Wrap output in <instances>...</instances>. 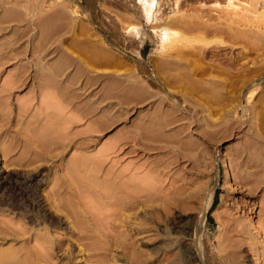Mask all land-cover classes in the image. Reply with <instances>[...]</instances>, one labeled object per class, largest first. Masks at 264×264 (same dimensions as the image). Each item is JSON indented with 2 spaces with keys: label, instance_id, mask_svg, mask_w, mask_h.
I'll use <instances>...</instances> for the list:
<instances>
[{
  "label": "rangeland",
  "instance_id": "1",
  "mask_svg": "<svg viewBox=\"0 0 264 264\" xmlns=\"http://www.w3.org/2000/svg\"><path fill=\"white\" fill-rule=\"evenodd\" d=\"M129 4L0 0V168L8 179L36 176L39 184L31 188L37 199L27 217L19 214L22 207L0 205V220L12 231L0 252L13 250V264H264V7L257 0H160L161 20L153 24ZM13 6L10 20L2 14ZM47 17L49 29L42 32ZM166 17L175 18L170 27L179 35L161 49L152 26H164ZM52 69L64 93L39 87L46 80L41 72ZM89 72L101 77L86 88ZM189 72L191 82L184 77ZM134 80L145 87L142 103L129 101ZM202 83L223 89V97L205 92ZM49 111L58 116V131L67 126L52 135L65 136L60 144L49 142ZM146 122H158L152 129L163 134L145 137ZM114 142L122 149L97 174L145 170L155 179L154 194L121 217L116 206L91 205L85 191L74 199L82 201L74 209L83 214L75 224L72 208L51 197V185L70 176L69 169L91 173L93 156ZM5 188L0 200L15 203L9 183ZM38 202L46 218L63 224L44 219L34 208Z\"/></svg>",
  "mask_w": 264,
  "mask_h": 264
},
{
  "label": "bare ground",
  "instance_id": "2",
  "mask_svg": "<svg viewBox=\"0 0 264 264\" xmlns=\"http://www.w3.org/2000/svg\"><path fill=\"white\" fill-rule=\"evenodd\" d=\"M159 2H160V0H138L137 2H131V4H129L130 5V7H132L133 8V10H139V9H142L143 11H144V15H146V18H147V20L149 21V22H151V23H153V24H155V22H157V21H159V19H160V17H159V10H160V5H159ZM17 6V5H16ZM129 8V7H128ZM126 11V10H125ZM264 11V10H263ZM20 12V11H19ZM264 14V13H263ZM3 16H5L6 18H13V17H15L16 16V10L14 9V6L11 8H6V10L3 12V14H2ZM60 15V14H59ZM61 15H62V13H61ZM172 16V15H171ZM242 16V15H241ZM159 18V19H158ZM162 18V17H161ZM173 18V17H172ZM172 18H169L168 19V17H166V21H164V26H162V27H160V25H154V26H152L153 28H152V31L154 32V35L156 36V43H157V45L161 48V49H166V47L171 43V42H173L174 40H176V38L178 37V31L177 30H175V29H173V28H171L170 27V25H172V24H174L175 23V18H174V20L172 19ZM168 19V20H167ZM11 20V19H10ZM161 20V19H160ZM176 21H177V19H176ZM177 22H179V21H177ZM183 22V21H182ZM181 22V23H182ZM235 22V21H234ZM150 23V24H151ZM233 23V22H232ZM243 23V22H242ZM153 24H151V25H153ZM158 24V23H157ZM185 24V23H184ZM227 24V23H226ZM191 25V24H190ZM208 25V24H207ZM213 25H215V24H213ZM225 25V24H224ZM196 26V25H195ZM203 26V25H202ZM39 27H40V30L43 32H46L48 29H49V17H47V18H44V19H42L41 20V22H40V24H39ZM230 27V26H229ZM210 28V27H209ZM228 28V27H227ZM226 28V29H227ZM189 29V28H188ZM200 29V28H199ZM215 29H217V28H215ZM237 29V28H236ZM131 30H134V31H136V27L135 26H133L132 28H131ZM187 30V29H186ZM189 31V30H188ZM216 31H218V30H216ZM223 31V30H222ZM137 32V31H136ZM135 32V33H136ZM219 32V31H218ZM223 32H225V30L223 31ZM226 33V32H225ZM231 33V32H230ZM224 35V34H223ZM238 36H240V35H238ZM182 39V38H181ZM222 39V38H221ZM181 41V40H180ZM241 41V40H240ZM172 44V43H171ZM201 48V47H200ZM177 53V52H176ZM192 53V52H191ZM110 54V53H109ZM189 55V54H188ZM196 55V54H195ZM44 58V57H43ZM241 58V57H240ZM200 59V58H199ZM184 60V59H183ZM216 60V59H215ZM40 62V61H39ZM194 62V61H193ZM217 62V61H216ZM140 63V62H139ZM165 63V62H164ZM45 64V63H44ZM63 66H64V64H63V62L61 63ZM167 64V63H166ZM170 64V63H169ZM181 64V63H180ZM193 64V63H192ZM191 64V65H192ZM38 65V64H37ZM40 65H41V63H40ZM47 65V64H46ZM45 65V66H46ZM50 64H49V62H48V66H49ZM138 65V64H137ZM168 65V64H167ZM194 65V64H193ZM36 66V65H35ZM42 66V65H41ZM141 66V65H140ZM202 66V65H201ZM240 66V65H239ZM56 67V66H55ZM59 67V66H58ZM143 67V66H142ZM194 67V66H193ZM48 68V67H47ZM52 68V67H51ZM141 68V67H140ZM180 68V67H179ZM182 68V67H181ZM197 68V67H196ZM200 68V67H199ZM202 68V67H201ZM248 68V67H247ZM49 69H50V67H49ZM49 69H48V71H49ZM61 69V68H60ZM186 69V68H185ZM192 69V71H193V68H191ZM205 69V68H204ZM242 69V68H241ZM182 70V69H181ZM188 70V69H187ZM190 70V69H189ZM201 70V69H200ZM215 70V69H214ZM237 70V69H236ZM240 70V69H239ZM42 71V70H41ZM183 71V70H182ZM191 71V72H192ZM196 71V70H195ZM202 71H203V68H202ZM202 71H201V73H202ZM207 71V70H206ZM210 71V70H209ZM47 72V71H46ZM94 72V71H93ZM236 72V71H235ZM40 73V72H39ZM98 73V72H97ZM181 73V72H180ZM184 73V72H183ZM185 73H187V72H185ZM242 73V72H241ZM54 74H56V72L52 69V70H50V72L49 73H45V71L42 73L41 72V75L40 76H43L44 75V78L46 79V80H43V81H41L40 82V85H39V87H48L49 86V88H57L56 90L58 91L59 89H61L60 88V83L57 81V79L55 80L54 79V77H53V75ZM92 74V73H91ZM90 74V72L89 73H87V75H86V77H85V79L83 80L85 83L83 84L84 85V87H86L87 88V86H89L88 84L89 83H91L92 84V82H96L97 81V79L96 78H99V77H101V76H99L98 77V75L96 74H94V76L93 75H91ZM110 74V73H109ZM190 74V72L188 73V75ZM195 74V73H194ZM208 74V73H207ZM57 76H58V74H56ZM102 75V74H101ZM135 75V74H134ZM186 76H184L185 77V79H190L192 76H190L189 75V77L187 76V74H185ZM216 75V74H215ZM242 75V74H241ZM55 76V75H54ZM97 76V77H96ZM109 75H107V77H108ZM110 76H112V74H110ZM109 76V77H110ZM138 76V75H137ZM175 76V75H174ZM56 78V77H55ZM115 78V77H114ZM134 78V77H133ZM136 78V77H135ZM178 78V77H177ZM195 78V77H194ZM194 78H193V80H194ZM243 78V77H242ZM111 79V78H110ZM215 79V78H214ZM214 79H211L208 83H215L216 84V82L217 83H219L218 81H216V80H214ZM226 79V78H225ZM183 80H184V78H183ZM200 80V79H199ZM227 80V79H226ZM248 80V79H247ZM188 81H190L191 82V80H188ZM195 81V80H194ZM135 82V80L133 81V84H132V86H131V90H132V93L134 94L133 96H132V99H129V101H137V102H139V103H142L143 101H144V99L142 98L141 99V95L145 92V87L144 86H142L143 84H142V82L140 83L139 81H137L136 83H134ZM167 82V81H166ZM183 82V81H182ZM182 82H180V84L182 83ZM199 82V81H198ZM197 82V83H198ZM203 82H205V81H203ZM207 82V81H206ZM232 82V81H231ZM235 82H236V80H235ZM110 83V82H109ZM145 83V82H144ZM177 83H178V81H177ZM176 83V84H177ZM186 83V82H185ZM188 83V82H187ZM193 84H194V82H192ZM174 84V83H173ZM180 84H178V85H180ZM189 84V83H188ZM193 84H191V85H193ZM196 84V83H195ZM199 84H201L200 82H199ZM204 84H206V83H202V85L204 86ZM240 84V83H239ZM114 85V84H113ZM130 85V84H129ZM146 85V84H145ZM172 85V84H171ZM209 85V84H208ZM217 85V84H216ZM230 85V84H229ZM62 86H63V84H62ZM108 86V85H107ZM185 86V85H184ZM215 86V85H214ZM233 86V85H232ZM244 87L243 85H239V87ZM171 87V86H170ZM176 87V86H175ZM189 87V86H188ZM202 87V86H201ZM201 87H196V88H198V89H200V90H202V88ZM216 87V86H215ZM220 87V86H219ZM230 87H231V85H230ZM230 87H228V88H230ZM238 86H234V88H237ZM51 88V89H52ZM62 88H64V87H62ZM185 88V87H184ZM191 88V87H190ZM195 88V87H194ZM203 88H205V89H203V90H205V92H206V90H208L207 92H210L211 94H214V93H216L217 95V97L219 96V97H223L222 95V93L221 92H223L221 89H217V90H219V91H217L216 89L215 90H213L214 88H212V87H210V86H207V88L204 86ZM223 88V87H222ZM227 88V89H228ZM232 88V87H231ZM234 88H233V90H234ZM252 88V87H251ZM188 89V88H187ZM191 89H193V88H191ZM238 89V88H237ZM239 89H241V88H239ZM249 89V88H248ZM61 90H63V89H61ZM129 90H130V87H129ZM165 90H167L166 88H165ZM220 90H221V92H220ZM225 90V89H224ZM243 90V89H242ZM126 90H124V92H125ZM151 91V90H150ZM169 91V90H168ZM167 91V92H168ZM171 91V90H170ZM59 92H60V90H59ZM61 92H63V91H61ZM60 92V93H61ZM109 92H111V91H109ZM131 92V91H130ZM180 92V91H179ZM185 92V91H184ZM183 92V93H184ZM191 92V91H190ZM199 92V91H198ZM214 92V93H213ZM229 92V91H228ZM248 92V91H247ZM64 93V92H63ZM148 93V92H147ZM189 93V92H188ZM231 93V92H230ZM230 93H228V94H230ZM240 93V92H239ZM244 93V92H243ZM107 94V93H106ZM124 94V93H123ZM146 94V93H145ZM144 94V95H145ZM250 94V93H249ZM112 95V94H111ZM111 95H109L108 94V96H110L111 97ZM168 95V94H167ZM215 95V94H214ZM232 95H234V94H232ZM235 95H236V93H235ZM126 96V95H125ZM239 96V95H238ZM131 97V96H130ZM232 97V96H231ZM234 97V96H233ZM245 97V96H244ZM70 98V97H69ZM109 98V97H108ZM140 98V99H139ZM169 98V97H168ZM216 98V97H215ZM226 98V97H225ZM226 100V99H225ZM69 101H70V99H69ZM172 101V102H171ZM170 102L175 106V105H177V100L176 99H174L173 97H172V100H171ZM109 103V102H108ZM218 103V102H217ZM111 104V105H110ZM108 106L110 107L108 110L110 111V109H111V111H112V105H114V104H112V103H110ZM107 106V105H106ZM108 106H107V108H108ZM106 109V108H105ZM104 111H107V110H104ZM103 111V112H104ZM53 113V112H52ZM52 113H50V111H49V117L51 116L52 117V119L50 120L49 119V128H48V131H47V133L49 132V140H50V137L54 134V135H56V134H58V132H61V130L63 129V128H65V127H67V126H64L63 128H61V130L60 131H58V125L54 122V121H56V120H54V117L53 116H55L56 117V113H55V115H54V113L52 114ZM58 118V116L55 118V119H57ZM60 118V117H59ZM111 118V117H110ZM159 118V117H158ZM112 119V118H111ZM148 119V118H147ZM150 120H152V118H149ZM156 119V118H155ZM154 119V120H155ZM54 120V121H53ZM58 120V119H57ZM77 120V119H76ZM150 120H149V122H150ZM143 121H145V120H143ZM158 121H160V120H158ZM149 122H146L145 123V126L142 124V127L141 128H144V130L143 129H141V130H143V133H144V135H145V137L146 136H152L153 138H155L156 136H159V135H162V134H160V133H158L160 130H157V129H152V127L153 128H156L157 127V124H158V122H157V124L155 123V126L152 124V126H150L151 125V123L150 124H148ZM152 122H153V120H152ZM160 123V122H159ZM56 124V125H55ZM61 126V125H60ZM134 126H136V125H134ZM133 126V127H134ZM58 127V128H57ZM97 128H99V126L97 127ZM96 128V129H97ZM159 128V127H158ZM69 129V128H68ZM68 129H67V131H68ZM100 129H101V127H100ZM100 129H99V131H100ZM103 129V128H102ZM160 129V128H159ZM63 130H65V129H63ZM62 130V134H64V132L65 131H63ZM155 130V131H154ZM158 132H157V131ZM66 131V136L68 135V132ZM89 131V130H88ZM93 131V130H92ZM96 131H98V130H96ZM95 132V131H94ZM131 132H134V134H135V131H131ZM56 133V134H55ZM74 132H72V133H70V136H73V135H75V134H73ZM61 133L59 134V135H61L62 136V138H64L63 137V135H62ZM72 134V135H71ZM82 135H84V134H82ZM87 135V134H86ZM94 135V134H93ZM60 136V137H61ZM76 136H78V133L76 134ZM85 136V135H84ZM44 137V136H43ZM53 137V136H52ZM51 137V138H52ZM54 137H56V136H54ZM52 138V141H49L50 142V144L51 143H53L54 142V140L56 141V140H58L60 137L58 136V139L57 138ZM90 137H92V136H90ZM45 138H46V136H45ZM61 138V139H62ZM69 138V136L67 137V139ZM72 138H74V137H72ZM71 138V139H72ZM88 138H89V136H88ZM43 139V138H42ZM87 139V138H86ZM43 140H45V139H43ZM66 140V139H65ZM65 140H64V142H65ZM136 141H138L137 139H135ZM58 141H60V139L58 140ZM69 141H71V140H69L68 139V142ZM74 141V140H73ZM91 141V140H90ZM49 142H47V143H49ZM57 142V141H56ZM68 142L66 143L65 142V144L63 143L62 144V146L64 145V146H66V144H68ZM139 142V141H138ZM46 143V142H45ZM56 144V143H55ZM57 144H60V143H58L57 142ZM56 144V145H57ZM71 144V143H70ZM73 144V143H72ZM80 144V143H79ZM86 144V143H85ZM139 144H140V142H139ZM47 145V144H46ZM51 145H54V144H51ZM69 145V144H68ZM120 145L121 144H118V142H114L113 144H111V145H109V146H107L106 148H105V150L101 153V155H99L100 157H98V156H96V158H94V156H93V159H92V155L90 156L91 157V159L93 160V164L95 165V167H93L94 169H92V171H89V172H91V173H86V174H78V173H75V171H72V170H70L69 169V175L70 176H68V177H66V176H62V177H57V180H56V182H53L52 183V185H51V189H50V194H51V197L57 202L58 201V203H59V206L61 205V207H63L64 209H66V211H67V208H65L64 206H68V207H71L72 208V210L74 211L72 214L74 215V218H75V224H76V222L77 223H79L80 224V222H82V220H81V218L82 217H80L81 216V212L79 211H77L76 209H74L75 207L76 208H78L77 207V204H82V201H78V202H76L74 199L75 198H77V199H79V197H81V195L82 194H84V192L86 191V194L87 195H91L92 194V196H91V198H88V201H89V203H91V205H93V204H95V206L96 205H100L101 204V206H99V207H105L106 205L107 206H112L113 205V207L114 206H116V209H117V212L118 213H116V214H121L120 216L122 217L123 215V213H125V212H129V213H131L132 211H135V209H136V207L138 208V206H141L142 208L143 207H145L147 204V202L149 201V198H151L152 197V195L154 194V193H152V195L150 194L151 193V190H153V188H154V186H153V188H152V186L151 185H153V183L155 182V179L152 177H150L149 176V174H148V172L147 171H145V170H143L142 172H137V173H133V174H127V173H122V174H115L114 173V169L111 171L110 170V168L109 169H106L101 175H98L99 173V170H101L102 168H105L104 166V164H105V162H106V160H107V158H108V156L110 155V154H113V153H115L117 150H121L122 149V147L123 146H121L120 147ZM63 146V147H64ZM50 147V146H49ZM60 147H61V145H60ZM58 148V147H57ZM58 149H60V148H58ZM61 149H63V148H61ZM60 149V150H61ZM134 149L135 150H137L138 148H135L134 147ZM51 150V149H50ZM49 150V151H50ZM55 150H56V148H55ZM52 151V150H51ZM53 151H54V149H53ZM64 151V150H63ZM62 151V152H63ZM143 151V150H142ZM61 152V153H62ZM98 157V158H97ZM87 158V157H86ZM86 160V159H85ZM91 160V161H92ZM74 161H76V160H74ZM77 164H78V159H77ZM88 162V161H87ZM79 163H82V162H80L79 161ZM87 164V163H86ZM85 165V164H84ZM77 167H78V165H77ZM70 168V167H69ZM79 168V167H78ZM86 168V167H85ZM68 169V168H67ZM73 169V168H72ZM76 169V168H75ZM74 170V169H73ZM110 170V171H109ZM78 171V170H77ZM82 171V170H81ZM98 171V172H97ZM84 172H85V170H84ZM98 173V174H97ZM9 180V181H8ZM9 183V187L11 188V190H12V192H13V194L15 195V199H16V201H15V203L12 201V202H10L9 200H0V205L1 204H5V205H7L8 207H9V210H11V211H13L14 209H16V207H22L23 209H24V213H19L20 215H23L24 217H27L28 215H27V212L30 210V209H32V202H33V200H35V199H37L36 198V196H34L33 194H31L30 193V191H33V189H31V188H33L35 185H37L38 184V180H37V177L36 176H24V175H14L13 177H11L10 179H8V178H6L3 174H2V172H1V168H0V199H1V195H2V193H4V189H6L5 188V186L7 185ZM155 185V184H154ZM38 186H39V184H38ZM91 189V190H90ZM10 190V189H9ZM8 190V191H9ZM10 190V191H11ZM10 191H9V193H10ZM90 193V194H88V192ZM153 192V191H152ZM5 193H7V192H5ZM4 193V194H5ZM36 194V193H35ZM66 194L67 195H69L70 194V199H68V198H65L66 197ZM80 195V196H78V195ZM86 194H84V195H86ZM6 195V194H5ZM65 195V196H64ZM93 195H94V197H96V199L98 198V200H96L94 197H93ZM96 195V196H95ZM10 197V195L9 194H7V197ZM13 196V195H12ZM78 196V197H77ZM151 196V197H150ZM212 196H213V190L211 191V193H210V195H209V197H208V200H207V202H206V204H205V206H204V209H203V214H205V213H207L206 211L208 210V208H209V206L211 205V202H212ZM8 197V198H9ZM14 197V196H13ZM72 197V198H71ZM83 197H85V196H83ZM11 198V197H10ZM95 200H94V199ZM67 199V200H66ZM83 199V198H82ZM91 199H93L94 201H91ZM11 200H13V198L11 199ZM84 200V199H83ZM85 200H87V199H85ZM151 200H153V198L152 199H150V201ZM95 201H97V203L95 202ZM155 201V200H154ZM53 202V201H52ZM55 202V203H56ZM81 202V203H80ZM100 202V203H99ZM152 202V201H151ZM160 202V201H159ZM51 203V202H50ZM58 203H57V205H58ZM149 203V202H148ZM85 204L87 205V207H88V202H85ZM53 205V204H52ZM85 205V206H86ZM105 205V206H104ZM84 206V207H85ZM94 206V205H93ZM93 206H91V208H94ZM97 206V207H98ZM165 206H166V204H165ZM169 206V205H168ZM8 207H7V209H8ZM58 207V206H57ZM61 207H58V208H60L61 209ZM84 207H83V209H84ZM98 207V208H99ZM34 208L35 209H37L38 211H40L41 213L43 212V210H42V206H41V203H37V205H35L34 206ZM34 208H33V210H34ZM52 208H54V207H52ZM71 208H69V210H71ZM89 208V207H88ZM106 208V207H105ZM115 208V207H114ZM141 208V209H142ZM165 208H167V206L165 207ZM22 209V210H23ZM86 209V208H85ZM6 210V209H5ZM87 210V209H86ZM104 210V209H103ZM25 211H26V214H25ZM54 211H55V209H54ZM57 211V210H56ZM58 211H60V210H58ZM83 211V210H82ZM89 211V210H88ZM114 211H116V210H114ZM90 212V211H89ZM106 212V211H105ZM148 212V211H147ZM53 213V212H52ZM71 213V212H70ZM113 213V212H112ZM100 214V213H99ZM51 215V214H50ZM83 215V214H82ZM86 215H87V213H86ZM101 215V214H100ZM104 215V214H103ZM103 215H101L102 217H103ZM106 215V214H105ZM104 215V216H105ZM114 215V214H113ZM126 215V214H125ZM109 216V215H108ZM119 216V217H120ZM42 217H44V219L46 218V215L44 214V213H42ZM125 217V216H124ZM73 218V217H72ZM73 218V219H74ZM127 218H129L128 216H127ZM131 218V217H130ZM205 218V217H204ZM46 219H49V223L51 224V223H62L63 224V222H61V221H59L58 219H56V217H54L53 215L52 216H49V218H46ZM121 219V218H120ZM81 220V221H80ZM103 220V219H102ZM203 220V219H202ZM73 221V220H72ZM83 223V222H82ZM78 225V224H77ZM203 226V225H202ZM1 227H6V223H4L3 221H1L0 220V242H6L7 240H8V238H9V236L11 235V234H9V233H11L9 230V233L6 231V228L8 227H6L5 229L4 228H1ZM81 227V226H80ZM79 227V228H80ZM89 228V227H88ZM67 229V228H66ZM80 230V229H79ZM88 231V230H87ZM184 231H186V230H184ZM16 232V231H15ZM92 232V231H91ZM16 234V233H15ZM143 234V233H142ZM12 235H13V233H12ZM23 236V235H22ZM199 236V235H198ZM12 237H14V236H12ZM80 237H82V236H80ZM11 239V238H10ZM12 240H15V239H12ZM199 241H200V239H198ZM8 242V241H7ZM10 242H14V241H10ZM3 243H1V244H3ZM174 244V243H173ZM17 246V245H16ZM16 246H15V248H16ZM8 249H12V247L11 248H8ZM80 252H81V250L80 249H78ZM186 250V249H185ZM184 250V251H185ZM200 250V249H199ZM19 251V250H18ZM78 253V252H77ZM202 253V252H201ZM17 254V253H16ZM187 255V254H186ZM18 256V255H17ZM15 257V253H13V250H4V251H2V252H0V264H6V261H8L9 262V264H13V263H10V261L9 260H13V261H16V259L14 258ZM19 258V257H18ZM203 258V257H202ZM200 259V258H199ZM19 260V259H18ZM17 260V261H18ZM201 261V260H200ZM19 262V261H18ZM21 262V261H20ZM8 264V263H7Z\"/></svg>",
  "mask_w": 264,
  "mask_h": 264
},
{
  "label": "built area",
  "instance_id": "3",
  "mask_svg": "<svg viewBox=\"0 0 264 264\" xmlns=\"http://www.w3.org/2000/svg\"><path fill=\"white\" fill-rule=\"evenodd\" d=\"M106 1L137 2L138 0H106ZM257 5L260 7H264V0H257Z\"/></svg>",
  "mask_w": 264,
  "mask_h": 264
},
{
  "label": "trees",
  "instance_id": "4",
  "mask_svg": "<svg viewBox=\"0 0 264 264\" xmlns=\"http://www.w3.org/2000/svg\"><path fill=\"white\" fill-rule=\"evenodd\" d=\"M216 196L214 197V200H213V203H212V208L211 209H213V207H214V205H215V203H216Z\"/></svg>",
  "mask_w": 264,
  "mask_h": 264
}]
</instances>
